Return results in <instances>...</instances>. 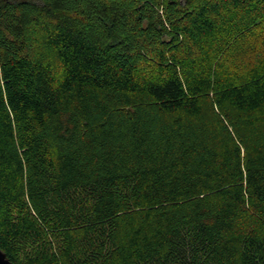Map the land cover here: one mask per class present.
<instances>
[{
    "label": "trees",
    "instance_id": "trees-1",
    "mask_svg": "<svg viewBox=\"0 0 264 264\" xmlns=\"http://www.w3.org/2000/svg\"><path fill=\"white\" fill-rule=\"evenodd\" d=\"M247 3L264 8L0 0L12 264H264V59L217 60L211 75L210 52L192 51L219 34L222 5ZM209 92L222 116L205 110Z\"/></svg>",
    "mask_w": 264,
    "mask_h": 264
},
{
    "label": "rangeland",
    "instance_id": "rangeland-1",
    "mask_svg": "<svg viewBox=\"0 0 264 264\" xmlns=\"http://www.w3.org/2000/svg\"><path fill=\"white\" fill-rule=\"evenodd\" d=\"M254 15L256 17L252 20ZM213 20L220 30L216 38L192 47L193 55H197L201 59L206 54L202 51L204 47L210 52V74H214L219 68L225 70L226 66L218 65L217 60L220 61V64L227 63V66L246 64L250 68H260L264 59L261 57H264V8L258 9L253 3L244 4L238 8L226 4L222 5L220 15L214 17ZM256 52L259 53V57ZM152 64L156 65L154 62ZM227 72L232 75L234 73L229 68ZM212 95L213 93L209 92L208 99L204 104L205 110L208 114V111H213L217 116H222L219 110L211 106ZM223 114L227 119L234 116L231 111H224ZM238 226L248 232L256 229L253 223H247V221H242Z\"/></svg>",
    "mask_w": 264,
    "mask_h": 264
},
{
    "label": "water",
    "instance_id": "water-1",
    "mask_svg": "<svg viewBox=\"0 0 264 264\" xmlns=\"http://www.w3.org/2000/svg\"><path fill=\"white\" fill-rule=\"evenodd\" d=\"M0 264H12L5 256V254L0 250Z\"/></svg>",
    "mask_w": 264,
    "mask_h": 264
}]
</instances>
